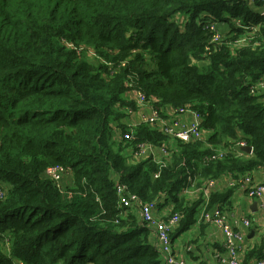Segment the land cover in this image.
<instances>
[{
    "label": "trees",
    "instance_id": "16d2710c",
    "mask_svg": "<svg viewBox=\"0 0 264 264\" xmlns=\"http://www.w3.org/2000/svg\"><path fill=\"white\" fill-rule=\"evenodd\" d=\"M262 7L0 0V264H164L137 210L119 205L117 186L144 203L156 200L157 209L171 206L170 216L179 215L172 239L204 205L201 193L190 200L184 192L190 182L197 188L201 180L261 171L264 184V89L251 92L264 80ZM237 21L257 32L234 48L229 43L244 34ZM208 23L223 34L210 52ZM134 91L156 110L192 107L201 139L173 143L162 168L135 161L136 145L165 137L145 122L128 126L137 105L126 94ZM239 141L251 154L206 163ZM50 167L62 169L59 183L45 175ZM233 190L212 192L208 208L225 209ZM263 243L246 246L241 264L261 259Z\"/></svg>",
    "mask_w": 264,
    "mask_h": 264
},
{
    "label": "built area",
    "instance_id": "2783aa9c",
    "mask_svg": "<svg viewBox=\"0 0 264 264\" xmlns=\"http://www.w3.org/2000/svg\"><path fill=\"white\" fill-rule=\"evenodd\" d=\"M245 3H260L263 7L260 10V15L264 16V0H241ZM258 9V8H256ZM259 10V9H258ZM235 29H241L244 34L238 39L229 43L234 48H239L247 45L254 38L257 32L255 26L243 25L239 21L234 23ZM210 34V42L206 46L205 51L210 52L211 48L220 44L223 41V34L219 30V24L208 23L204 27ZM70 46V45H68ZM85 48V47H83ZM88 55L95 56V53L89 49ZM82 50V47L79 49ZM264 89V80L259 79L252 87L254 90ZM134 101L137 106L147 104L142 93L134 91ZM201 116L190 106L181 107L179 109L168 108L163 110H156L151 106L149 114L142 117L140 122H145L153 125L165 137V142L153 144H138L135 149H132V157L135 161L150 159L159 168H162L170 163L171 153L170 147L175 142L189 143L199 141L202 137L201 132ZM139 122V123H140ZM124 140H132V135H125ZM243 141L231 144L225 150H217L209 157L205 158L206 163L216 160H221L227 155L231 154L239 157L242 154L240 150L245 148ZM62 169L59 167H50L46 170L45 175L49 177L54 183H59ZM155 178L158 174L154 175ZM223 178V177H222ZM209 179L204 181V187L201 194L204 198V205L198 215L197 222L199 224L215 225L222 233L224 242L223 246L226 252V264H241L242 255L246 249L245 233L242 230L234 229L227 218L224 209L219 206L208 208V199L212 192L222 190L224 188L239 189L245 196L251 200L256 201L258 210L264 216V184L255 182L250 173L229 177L225 179ZM189 187V186H188ZM184 190L185 193L194 188V183L190 182V188ZM118 203L121 207L128 209H136L139 213L140 222L150 228L152 235L155 238L154 245L159 252V255L164 264H185L184 261L178 259L172 250L171 234L175 231L179 215L173 214L161 220L155 218L154 212L157 209V201L143 202L140 198L133 194L127 193L125 186L119 185L116 189ZM3 196V190L0 188V199ZM242 228L248 230L251 226V221L241 220ZM254 264H264V243H263V257L254 261Z\"/></svg>",
    "mask_w": 264,
    "mask_h": 264
},
{
    "label": "crops",
    "instance_id": "0c3cea01",
    "mask_svg": "<svg viewBox=\"0 0 264 264\" xmlns=\"http://www.w3.org/2000/svg\"><path fill=\"white\" fill-rule=\"evenodd\" d=\"M222 28V27H221ZM135 92L126 94V98L134 100ZM137 112L129 119L128 126L134 127L139 124L142 117L149 114L151 106L147 103L143 106H137ZM168 109V108H166ZM118 134L114 136V143L120 142ZM113 140V139H112ZM255 182H262L263 174L261 171H256L251 174ZM231 175H226L222 179H227ZM188 191L190 200L196 199L204 187V181L201 180V185ZM220 190V189H219ZM222 191V190H220ZM233 196L230 200V205L226 206V212L230 225L236 230H242L245 233V245L248 250L261 245L264 239V216L258 210L256 201L251 200L239 190H233ZM171 206L166 205L161 209H156L154 212L155 218L165 219L170 216ZM201 207L196 215L195 224L186 232L175 235L172 239V250L178 259H181L185 264H226V252L223 246V236L221 231L212 224H199L197 222ZM139 217L138 211H135ZM246 219L251 221V226L248 230L242 228L241 220ZM152 240L155 238L152 235ZM254 264V262H252Z\"/></svg>",
    "mask_w": 264,
    "mask_h": 264
},
{
    "label": "water",
    "instance_id": "95a60500",
    "mask_svg": "<svg viewBox=\"0 0 264 264\" xmlns=\"http://www.w3.org/2000/svg\"><path fill=\"white\" fill-rule=\"evenodd\" d=\"M242 151H244L247 154H251L252 148L251 147H245L242 149ZM254 205L256 206V202L254 203Z\"/></svg>",
    "mask_w": 264,
    "mask_h": 264
},
{
    "label": "rangeland",
    "instance_id": "374dc122",
    "mask_svg": "<svg viewBox=\"0 0 264 264\" xmlns=\"http://www.w3.org/2000/svg\"><path fill=\"white\" fill-rule=\"evenodd\" d=\"M88 57L90 58V60H93V57H94V56L88 55ZM137 108H138V107H137ZM130 122H131V121H130ZM128 124H129V123H128ZM119 143H120V142H118V143L116 142V144L114 143V146L117 147ZM171 146H172V145H171ZM114 149H116V148H114Z\"/></svg>",
    "mask_w": 264,
    "mask_h": 264
}]
</instances>
